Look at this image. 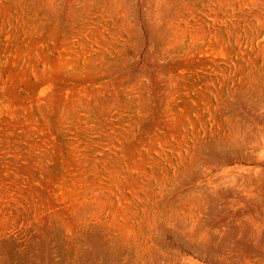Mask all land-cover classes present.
<instances>
[{"label":"rangeland","instance_id":"rangeland-1","mask_svg":"<svg viewBox=\"0 0 264 264\" xmlns=\"http://www.w3.org/2000/svg\"><path fill=\"white\" fill-rule=\"evenodd\" d=\"M0 264H264V0H0Z\"/></svg>","mask_w":264,"mask_h":264}]
</instances>
